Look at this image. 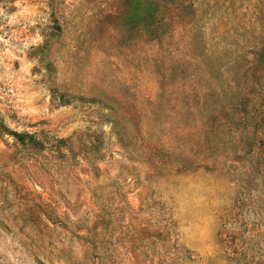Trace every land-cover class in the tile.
I'll return each instance as SVG.
<instances>
[{"label":"rangeland","instance_id":"1","mask_svg":"<svg viewBox=\"0 0 264 264\" xmlns=\"http://www.w3.org/2000/svg\"><path fill=\"white\" fill-rule=\"evenodd\" d=\"M0 264H264V0H0Z\"/></svg>","mask_w":264,"mask_h":264}]
</instances>
